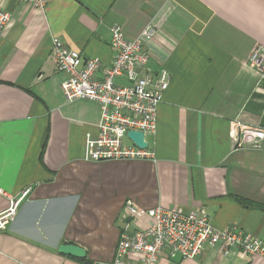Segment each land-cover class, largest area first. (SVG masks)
I'll use <instances>...</instances> for the list:
<instances>
[{
  "label": "crops",
  "instance_id": "0c3cea01",
  "mask_svg": "<svg viewBox=\"0 0 264 264\" xmlns=\"http://www.w3.org/2000/svg\"><path fill=\"white\" fill-rule=\"evenodd\" d=\"M0 7L11 14L0 33V212L28 190L0 232V264H108L130 219L128 199L144 209L205 207L216 227L264 241V210L233 198L264 204V141L238 143L241 128L264 130V81L249 63L264 46V0H49L44 10L0 0ZM151 23L148 68L171 76L151 135L155 159L86 161L100 106L65 99L67 75L51 37L110 63L115 25L134 38ZM149 224L147 213L134 221L142 230ZM61 244L86 256L61 253ZM156 264H264V253L243 257L215 245Z\"/></svg>",
  "mask_w": 264,
  "mask_h": 264
},
{
  "label": "built area",
  "instance_id": "2783aa9c",
  "mask_svg": "<svg viewBox=\"0 0 264 264\" xmlns=\"http://www.w3.org/2000/svg\"><path fill=\"white\" fill-rule=\"evenodd\" d=\"M21 5L44 10L49 0H18ZM11 14L0 7V33L10 24ZM156 34L154 24H148L139 36L130 38L120 25L112 28L113 57L104 63L97 57H85L66 45L58 36L51 37L52 55L57 68L67 77L62 82L65 99H87L100 106L101 118L96 135L88 133L83 158L90 162L109 160L155 159L147 135L158 128V110L164 100L171 76L168 70L159 72L148 68L149 45ZM249 63L264 81V46L251 51ZM144 133L148 147L138 146L129 131ZM239 142L259 148L264 141L261 128H241ZM242 140V141H241ZM10 200L9 207L0 212V232L6 231L14 220L21 200ZM130 219L126 221L117 244L115 257L108 264H156L161 257L196 258L207 248L220 245L224 252L237 248L243 256L264 253V241L254 233L232 227H216L205 207L197 210L175 211L157 206L144 209L132 199L125 202ZM147 213L150 224L144 230L136 228L135 219Z\"/></svg>",
  "mask_w": 264,
  "mask_h": 264
},
{
  "label": "water",
  "instance_id": "95a60500",
  "mask_svg": "<svg viewBox=\"0 0 264 264\" xmlns=\"http://www.w3.org/2000/svg\"><path fill=\"white\" fill-rule=\"evenodd\" d=\"M129 137L133 139V141L140 147L147 148L148 142L144 140V133L140 131L131 130L128 133ZM59 251L64 254L76 256L83 258L86 256V250L75 244H61L59 247Z\"/></svg>",
  "mask_w": 264,
  "mask_h": 264
},
{
  "label": "trees",
  "instance_id": "16d2710c",
  "mask_svg": "<svg viewBox=\"0 0 264 264\" xmlns=\"http://www.w3.org/2000/svg\"><path fill=\"white\" fill-rule=\"evenodd\" d=\"M233 198L246 208H256V209L264 210V204L254 202L248 198L239 195H233Z\"/></svg>",
  "mask_w": 264,
  "mask_h": 264
},
{
  "label": "rangeland",
  "instance_id": "374dc122",
  "mask_svg": "<svg viewBox=\"0 0 264 264\" xmlns=\"http://www.w3.org/2000/svg\"><path fill=\"white\" fill-rule=\"evenodd\" d=\"M151 138H152V136L151 135H147V139H148V141L151 143Z\"/></svg>",
  "mask_w": 264,
  "mask_h": 264
}]
</instances>
